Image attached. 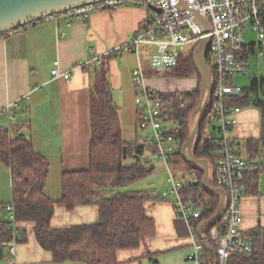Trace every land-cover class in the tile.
<instances>
[{
    "label": "crops",
    "instance_id": "1",
    "mask_svg": "<svg viewBox=\"0 0 264 264\" xmlns=\"http://www.w3.org/2000/svg\"><path fill=\"white\" fill-rule=\"evenodd\" d=\"M146 22L144 10L125 7L95 12L86 21H62V36L58 35L55 22L27 26L17 35H0V108L11 106L16 117L8 133L9 138H25L46 159L49 169L44 191L52 201L61 199L63 173L88 169L90 91L99 64L91 70L75 66L92 56L108 58V82L118 108L123 140L129 146L140 147L141 163L153 173L152 163L157 160L154 148L141 142L142 135L136 129L138 117L134 101L137 91L132 81L143 58L149 59L148 51L142 48L140 56L128 51L114 57L108 55L124 46L146 26ZM55 62L59 63L61 73H70L69 79L52 78ZM189 79H196V85L181 79L178 85L168 83L164 87L168 94L196 90L199 80ZM146 86L157 90L153 85ZM239 107L241 112L237 114V124L230 133L236 152L244 159L264 161L261 109L251 102H244ZM0 123H6L2 116ZM212 126L207 125V133ZM251 141L257 144L253 146L249 143ZM175 176L184 184L195 181V175L190 172H180ZM251 179L247 176L244 180L245 192L240 203L242 229L247 233L264 227V174ZM153 192L154 199L145 208L147 216L154 221L155 235L138 249L118 252V264H193L188 259L192 250L190 231L175 211V200L163 199L160 193ZM12 202L13 175L11 169L0 162V225L5 222L3 207ZM98 220L97 205L79 206L72 210L56 205L51 227L91 225ZM17 228L22 235L17 245V264H80L54 262L51 253L36 241L32 223L17 221ZM9 241H0V264H7Z\"/></svg>",
    "mask_w": 264,
    "mask_h": 264
},
{
    "label": "built area",
    "instance_id": "2",
    "mask_svg": "<svg viewBox=\"0 0 264 264\" xmlns=\"http://www.w3.org/2000/svg\"><path fill=\"white\" fill-rule=\"evenodd\" d=\"M180 1L101 0L40 20L55 22L57 33L62 36V21H86L95 12L125 7L142 9L147 13L146 26L124 46L112 50L108 55L114 57L128 51L140 56L141 49L146 48L150 67L160 71L175 67L185 48L192 46L196 50L203 39L210 38L208 53L212 73V106L208 124L213 126L206 137L217 143L215 179L217 188L224 190L226 196L221 225L210 229L207 242H211L215 248V264H228L233 256L252 259L255 257L254 240L242 229L240 203L245 192V178L263 175L264 161L244 159L237 154L230 133L237 124V114L241 108L230 106L229 100L243 93L240 87L232 85V79L249 74L250 55L256 54L257 50L258 60L264 59V0H182L186 9L179 7ZM202 21L206 23V28ZM25 28L6 34L17 35ZM246 29H251L256 36V42L252 45L246 43ZM100 61L101 58L92 56L75 68L91 70ZM54 66L51 72L53 79L70 78L69 72L59 71L58 62ZM132 81L137 91L134 101L138 117L136 129L144 135L141 142L154 148V157L165 165L168 173L167 189L161 193V197L175 200V211L188 226L192 240L188 259L193 264H209L204 256V244L199 239L198 228L195 227L201 218L202 208L184 201L181 195L184 182L173 174V158L182 149V141L175 135L178 123L164 118V98L160 92L146 86L142 67L134 71ZM257 100L264 103V88L258 89ZM170 101L178 102L180 107L188 104L180 97L170 98ZM0 116L6 120L5 124L0 123V129L9 133L16 119L11 106L0 108ZM10 139L15 142L14 138ZM3 210L6 231L11 234L7 264H17V245L21 234L17 228L14 203L6 204Z\"/></svg>",
    "mask_w": 264,
    "mask_h": 264
},
{
    "label": "trees",
    "instance_id": "3",
    "mask_svg": "<svg viewBox=\"0 0 264 264\" xmlns=\"http://www.w3.org/2000/svg\"><path fill=\"white\" fill-rule=\"evenodd\" d=\"M39 23H42V20L25 27ZM194 52L195 49L192 56L185 58L181 56L178 64L162 70V75L167 79L197 78L199 80L197 89L168 96L161 93V96L164 99L180 97L189 101V107L186 109H181L178 102L173 101L170 108L166 109L164 118L178 123L175 135L182 141L181 151L173 158V168L179 166L187 170L185 172L194 171L196 174V182L184 184L181 195L184 201L202 208V215L197 224L199 229L205 221L214 216L220 198L217 193L204 187L201 168L187 163L182 155L183 146L191 133L190 116L199 106L201 99V77L194 65ZM107 61L108 58L101 59L90 91L91 136L88 169L62 174L60 200L52 201L45 194L44 187L49 169L46 159L38 154L25 138L18 137L12 142L8 132L0 129V162L7 165L13 175V203L17 221L34 225L36 241L42 249L51 253L53 261L57 263L118 264V252L138 249L155 235L154 221L147 216L145 208L146 204L154 199V192L124 190L127 185L138 183L150 176L152 170L146 169L141 163L140 147L129 146L123 140L118 108L114 104L108 82ZM206 62L211 68L209 53ZM259 88H264L263 78L254 79L240 96L230 98L229 105L239 106L244 102H251L261 109L264 120V103L257 100ZM211 106L200 125L193 155L209 163L214 177L212 180L209 177V183L217 187L215 179L217 143L206 137ZM249 143L253 146L257 144L253 141ZM127 160H130V163H127ZM249 176L254 180V177L259 175ZM56 205H62L69 210L79 206L97 205L99 220L91 225L54 229L51 227V219ZM220 225L221 219L206 231L207 239L210 229L219 228ZM245 233L254 240L255 257L244 259L233 256L228 264H264V227ZM10 239L4 222L0 225V241ZM203 251L208 263L215 264L213 244L209 242Z\"/></svg>",
    "mask_w": 264,
    "mask_h": 264
},
{
    "label": "water",
    "instance_id": "4",
    "mask_svg": "<svg viewBox=\"0 0 264 264\" xmlns=\"http://www.w3.org/2000/svg\"><path fill=\"white\" fill-rule=\"evenodd\" d=\"M101 0H0V35H4L11 30L25 27L28 24L36 22L43 17L62 13L66 10L84 6ZM180 8L186 9L183 1H180ZM201 21V19H199ZM206 28V23H204ZM210 38L201 41L194 52V65L201 77L200 84V104L193 112L195 118L193 128L187 142L183 146V159L187 163H192L201 168L203 171L202 183L204 187L219 195L220 203L214 216L205 221L198 229V236L204 246H208L206 231L221 219L224 204V190L214 187L209 183L210 166L206 160L197 159L193 155L195 139L198 136L199 128L206 116V111L211 105L212 100V73L206 62Z\"/></svg>",
    "mask_w": 264,
    "mask_h": 264
},
{
    "label": "rangeland",
    "instance_id": "5",
    "mask_svg": "<svg viewBox=\"0 0 264 264\" xmlns=\"http://www.w3.org/2000/svg\"><path fill=\"white\" fill-rule=\"evenodd\" d=\"M244 36H245V40H246L247 45H252L256 42V36L251 31V29H246L244 31ZM193 51H194V47H192V46L185 48V50H182V57L185 58L186 56L187 57L192 56ZM257 53H258V51L256 50V54L250 55L249 74L244 75V76L233 77V79H232V85L233 86H240L244 89H248L251 85V82L254 79L264 78V59L262 61H259L258 57H257ZM141 67L143 70V75H144L146 85L147 84L153 85L152 86V87H154L153 89H157L163 95H167V96L169 95L166 88L164 87L165 85H167L168 83L178 85L181 82V79H183V78H176V79L164 78L162 75V71L152 70V68L150 67L148 58H145V59L143 58L142 63H141ZM185 80L186 81L188 80L189 82H191L193 84V86H195L197 83L196 79L185 78ZM171 103H172V101H170L169 97L164 99L165 110L170 108ZM187 103L189 104V101H187ZM188 104H187V106L189 107ZM187 106L186 107H180V108L186 109ZM194 122H195V118L190 116V120H189L190 131L193 128ZM141 135H142V137L144 136L143 134H141ZM152 165H154V171L150 176H148L147 178H145L144 180H142L138 183L127 185L124 190H128V191L149 190V191H156L160 194L163 191H165L167 189L166 180L168 178V173L166 171L165 165L162 162H160L159 160L153 161ZM196 168L200 169L199 166H197ZM185 171H187V170L182 169L179 166H174V168H173V174L178 175V176H179L180 172L182 174V172H185ZM190 173L194 174L195 179H197L194 171H192ZM185 175H187V174H185ZM209 177L211 180H212V178H214L211 170H210Z\"/></svg>",
    "mask_w": 264,
    "mask_h": 264
},
{
    "label": "bare ground",
    "instance_id": "6",
    "mask_svg": "<svg viewBox=\"0 0 264 264\" xmlns=\"http://www.w3.org/2000/svg\"><path fill=\"white\" fill-rule=\"evenodd\" d=\"M195 227L197 228V225H195ZM192 228H194V226Z\"/></svg>",
    "mask_w": 264,
    "mask_h": 264
}]
</instances>
